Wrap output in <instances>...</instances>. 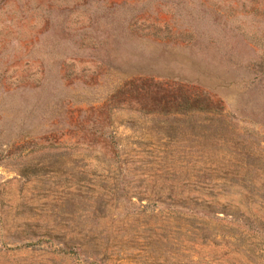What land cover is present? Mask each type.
I'll list each match as a JSON object with an SVG mask.
<instances>
[{"label": "rangeland", "instance_id": "1", "mask_svg": "<svg viewBox=\"0 0 264 264\" xmlns=\"http://www.w3.org/2000/svg\"><path fill=\"white\" fill-rule=\"evenodd\" d=\"M0 264H264V0H0Z\"/></svg>", "mask_w": 264, "mask_h": 264}]
</instances>
